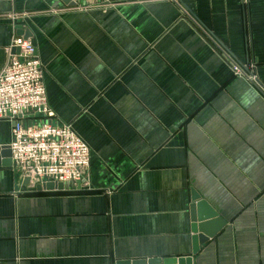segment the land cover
<instances>
[{
	"label": "crops",
	"instance_id": "crops-1",
	"mask_svg": "<svg viewBox=\"0 0 264 264\" xmlns=\"http://www.w3.org/2000/svg\"><path fill=\"white\" fill-rule=\"evenodd\" d=\"M16 27L90 167L36 192L0 166V264L190 258L201 202L224 225L191 264H264V0H0V69Z\"/></svg>",
	"mask_w": 264,
	"mask_h": 264
},
{
	"label": "built area",
	"instance_id": "built-area-1",
	"mask_svg": "<svg viewBox=\"0 0 264 264\" xmlns=\"http://www.w3.org/2000/svg\"><path fill=\"white\" fill-rule=\"evenodd\" d=\"M109 1L68 0L72 8L80 10L104 7ZM5 53L0 69V120L12 124L11 142L7 147L22 183L36 192L37 187L48 183L63 187L66 183L79 187L86 184L89 148L70 125L55 121L47 105L43 69L34 45L29 38L17 34ZM222 54L234 76L256 85L249 65H238Z\"/></svg>",
	"mask_w": 264,
	"mask_h": 264
},
{
	"label": "water",
	"instance_id": "water-1",
	"mask_svg": "<svg viewBox=\"0 0 264 264\" xmlns=\"http://www.w3.org/2000/svg\"><path fill=\"white\" fill-rule=\"evenodd\" d=\"M65 2H68V0H63ZM18 29V34L23 35L25 38H27V34L25 31H22L20 27H17ZM0 153L5 157L2 158L0 156V166H11V159H10V151L8 147H5L0 150ZM1 160H3L1 162ZM42 189H45L47 191H52L54 189L56 190H62L63 185L62 184H52L48 183L44 185L42 188L37 187V191H40ZM196 201V199H194ZM204 207L205 208V215L203 217H199V212L198 216L195 217L193 214H191V241H192V251H191V257L190 258H185V259H158V258H153V259H139V260H128V261H118L114 264H191V259L192 256L196 255L197 252L199 251L200 245L206 243L209 239L213 238L216 232L220 230L221 227H223L224 222L219 221L217 219V215L212 212L206 205L205 203L201 202L195 206H191V209L195 208L197 211H199V207ZM207 220H214L213 222L205 223ZM213 227V228H212Z\"/></svg>",
	"mask_w": 264,
	"mask_h": 264
}]
</instances>
